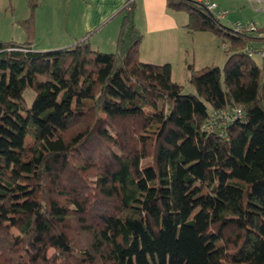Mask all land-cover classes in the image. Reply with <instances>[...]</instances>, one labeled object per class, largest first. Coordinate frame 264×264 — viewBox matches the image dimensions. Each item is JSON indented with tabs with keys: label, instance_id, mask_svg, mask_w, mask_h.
Wrapping results in <instances>:
<instances>
[{
	"label": "trees",
	"instance_id": "trees-1",
	"mask_svg": "<svg viewBox=\"0 0 264 264\" xmlns=\"http://www.w3.org/2000/svg\"><path fill=\"white\" fill-rule=\"evenodd\" d=\"M166 3L228 39L187 94L139 59L134 0L112 53L0 41V264H264V36Z\"/></svg>",
	"mask_w": 264,
	"mask_h": 264
},
{
	"label": "rangeland",
	"instance_id": "rangeland-1",
	"mask_svg": "<svg viewBox=\"0 0 264 264\" xmlns=\"http://www.w3.org/2000/svg\"><path fill=\"white\" fill-rule=\"evenodd\" d=\"M212 1L228 12L226 19L220 21L223 26L232 29L236 22L254 23L258 31L252 36L261 37L264 34L260 33L264 31V4H250L246 0ZM80 5L81 0H0V41L18 45L31 43L35 49L64 45V34L70 31L72 25L70 21L76 22L80 17ZM140 21L143 23V19L140 18ZM193 35V38L189 35L190 41L194 42L193 46L184 47L188 58L193 59L196 64L207 63L221 68L225 61L224 49L228 45V39L221 41L208 32ZM180 44L186 45L183 39ZM252 47L264 50V41L257 42ZM50 50L52 49L43 52ZM252 59L259 66L263 63L256 54L252 55ZM175 76L183 85V93L193 92L182 76ZM25 97L29 104L32 93L27 91Z\"/></svg>",
	"mask_w": 264,
	"mask_h": 264
},
{
	"label": "crops",
	"instance_id": "crops-1",
	"mask_svg": "<svg viewBox=\"0 0 264 264\" xmlns=\"http://www.w3.org/2000/svg\"><path fill=\"white\" fill-rule=\"evenodd\" d=\"M127 1L81 0V11L78 12L80 17L76 22L70 21L73 26L71 25L70 31L64 34L66 36L64 45L40 49L31 46V49L43 51L66 48L88 39L93 50L112 53L115 50L121 22L117 16ZM166 2L167 0H134V24L143 36L138 47L139 59L145 63L169 64L172 80L182 85L176 80L175 75L182 76L183 81L187 82V66L191 65L194 69H199L210 64H196L184 53V47L193 46L194 43L190 41L189 35L193 38V34L199 32H189L186 28L187 14L169 9ZM140 18L143 19V23ZM260 36L263 37L264 34ZM182 39L186 43L185 46L180 44Z\"/></svg>",
	"mask_w": 264,
	"mask_h": 264
},
{
	"label": "built area",
	"instance_id": "built-area-1",
	"mask_svg": "<svg viewBox=\"0 0 264 264\" xmlns=\"http://www.w3.org/2000/svg\"><path fill=\"white\" fill-rule=\"evenodd\" d=\"M194 2L202 5L209 13H211L217 20H225L228 12L226 10L220 9L216 2L212 0H193ZM250 4H261L263 0H246ZM233 31L236 33H243V34H253L257 32V28L254 23H242L236 22L233 24L232 27ZM249 55L252 53L248 51ZM262 60H264V50L258 51L256 53ZM213 119H224L226 121L237 120L242 117V110L240 108L233 109L230 113L223 114L220 117L218 114H212L211 116Z\"/></svg>",
	"mask_w": 264,
	"mask_h": 264
}]
</instances>
